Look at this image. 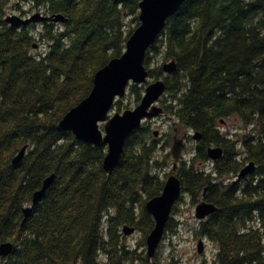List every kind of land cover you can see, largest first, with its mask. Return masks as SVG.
Masks as SVG:
<instances>
[{
  "label": "trees",
  "instance_id": "16d2710c",
  "mask_svg": "<svg viewBox=\"0 0 264 264\" xmlns=\"http://www.w3.org/2000/svg\"><path fill=\"white\" fill-rule=\"evenodd\" d=\"M19 1L66 21L13 28L5 18L15 6L26 13ZM19 1L0 0V244H15L0 264H151L146 241L155 221L146 203L163 192L171 152L159 155L145 123L108 175L107 147L89 146L58 127L90 95L96 73L125 52L133 24L139 26L141 0ZM151 53L163 63L175 60L176 72L149 67ZM146 66L149 78L164 75L167 83L162 103L175 117L167 147L175 127L202 134L177 174L194 204L219 208L194 232L218 246L216 258L204 264H264V0H187L148 51ZM144 88L132 85L130 93L140 101ZM232 116L244 129L228 142L218 122ZM26 146L23 160L13 164ZM212 146L225 155L208 171L200 165L210 160ZM248 161L256 171L230 184ZM53 174L54 183L25 219L24 209ZM174 219L167 231L174 232ZM124 225L141 232L136 247ZM169 262L181 264L174 256Z\"/></svg>",
  "mask_w": 264,
  "mask_h": 264
},
{
  "label": "water",
  "instance_id": "95a60500",
  "mask_svg": "<svg viewBox=\"0 0 264 264\" xmlns=\"http://www.w3.org/2000/svg\"><path fill=\"white\" fill-rule=\"evenodd\" d=\"M186 1L141 0L139 4L140 25L128 39L123 55L114 58L96 73L90 95L71 109L59 123V130L73 133L77 140L96 148L107 147L103 169L108 175H113L121 164L125 146L130 136L139 130L145 121H152L165 112L164 108L160 106V102L167 92V83L163 79L149 82L146 57L148 51L165 30L168 21L179 12ZM64 21L66 18L61 14L47 16L42 12H36L28 17L9 14L5 18V22L13 28ZM37 47L36 45L35 48ZM177 68L176 61L172 60L163 65V72L167 75H173ZM131 85H145V92L140 104L133 110L113 113L117 101L127 95ZM102 124L104 125L103 129L101 128ZM154 136L157 138L159 131H155ZM195 138L200 140L202 138L201 133H197ZM183 146L184 140L180 139L176 133L171 150L174 159L172 173L166 180L163 192L146 203V210L155 221V226L146 241L147 256L150 260L156 258L158 249L167 233V225L172 217L173 209L183 196L182 179L177 174ZM27 150L28 146L24 147L13 159V164H19L25 157ZM207 153L209 159L213 161H218L224 156V150L221 147H209ZM256 169L257 164L251 161L241 169L235 183L247 178ZM55 178V174L48 177L42 188L34 193L32 205L23 211L25 219L33 213L35 207L45 197ZM206 192L207 190H205L204 196ZM218 211L219 208L214 203L202 201L196 206L195 217L202 222ZM122 230L127 237L137 232L136 228L131 225H124ZM14 248L15 244L12 242L0 244V260L10 257ZM204 249L205 241L200 239L198 253L203 254Z\"/></svg>",
  "mask_w": 264,
  "mask_h": 264
},
{
  "label": "rangeland",
  "instance_id": "374dc122",
  "mask_svg": "<svg viewBox=\"0 0 264 264\" xmlns=\"http://www.w3.org/2000/svg\"><path fill=\"white\" fill-rule=\"evenodd\" d=\"M19 1V0H15ZM22 5V9L26 12L23 14L22 11L17 10V6L13 8V10H10V14H18L22 16H29V14L36 13L37 10H32V6L29 5L27 2L19 1ZM140 25V23H139ZM134 30L138 28L137 24H133ZM43 49V48H42ZM41 49V51H42ZM169 62V61H168ZM164 65L161 58L155 57L154 53H151V58L149 60L148 66L151 68H156L157 66ZM165 75V74H164ZM164 75L160 77H152L150 78V81H155L158 79H164ZM140 87V86H139ZM145 87V86H143ZM145 88L142 92V97L144 95ZM142 99V98H141ZM121 110L118 111L117 103L115 108L113 109V113L119 112L123 113L126 110H133L136 108L140 102L137 101V96L135 93H130V88L127 91V95L122 98L121 100ZM169 104V103H166ZM164 103H162V100L160 102V106H162L165 110ZM175 122V117L173 114L164 113L163 115L155 118L152 121H146L145 123H150V126L152 128V131H159V136L156 138L158 140V147H159V155L162 156L164 152L167 150L171 152V147L173 144L170 142V146L167 147V136L171 132ZM144 123V124H145ZM103 124L101 125V128L103 129ZM222 127V126H221ZM244 129V123L238 116H233L228 120V125L222 128V131L224 133L226 132H239ZM174 133V132H173ZM180 137H185L189 134H194V132L182 130L179 132ZM187 146L183 151L182 154V161L183 159L188 160L191 159L196 151L195 146L196 142L195 140H186ZM173 158V157H172ZM247 163V162H246ZM201 168H204L208 171L214 170V165L212 164V161H207L204 164L200 165ZM166 171L162 170V173H168L169 175L172 173V165L168 166L166 168ZM168 177L165 178L167 180ZM235 178L233 176L230 181H232ZM179 207L176 213H172V217L174 219V232L167 231L166 236L163 240V243L161 244L159 250H158V256L159 260L156 257L155 259L151 260V264H169V260H171V257L174 256L175 259L179 260L181 264H204V262H212L217 255L218 252V246L209 241L207 238L201 237L196 238L194 236V232L196 229H198L199 221L195 217V210L196 206L199 204H194L193 199L189 194L184 195L183 202H179ZM141 238V232L137 230V232L134 235L128 236L129 244L133 247H136L137 242ZM200 239L205 240V249L203 254L198 253V242ZM161 261V262H158Z\"/></svg>",
  "mask_w": 264,
  "mask_h": 264
},
{
  "label": "flooded vegetation",
  "instance_id": "af4514ba",
  "mask_svg": "<svg viewBox=\"0 0 264 264\" xmlns=\"http://www.w3.org/2000/svg\"><path fill=\"white\" fill-rule=\"evenodd\" d=\"M233 117V116H232ZM231 118V117H230ZM230 118H226V119H221L219 122H218V126H219V128H218V130L220 131V133L221 134H223L224 136H225V139L228 141V142H231V141H233V140H236L237 138H236V134H237V132H226V133H224L223 131H222V128L223 127H225L226 125H228V120L230 119ZM174 124H175V122H174ZM222 126V127H221ZM192 132H194V134H189V135H187V136H185V137H180V133H179V130H178V128H174V134H173V143H174V136H175V134L177 133V135H178V137L180 138V139H183L184 140V146H183V150H182V154H183V151H184V149L186 148V146H187V142H186V140L188 139V140H195V142H196V146H195V151H197L198 150V147H199V145H200V141H201V139L200 140H197L196 138H195V136H196V134L197 133H199V132H196V131H194V130H192ZM202 135V134H201ZM236 144L238 145V149H239V147L242 145V141L241 140H237L236 141ZM172 146H173V144H172ZM212 147H217V146H212ZM171 150H172V147H171ZM224 150V149H223ZM224 155H225V153H224ZM181 159H182V156H181ZM180 159V160H181ZM210 161V160H209ZM251 161H248L247 163H245V165L243 166V167H245L248 163H250ZM215 163H216V161H212V164L213 165H215ZM242 167V168H243ZM241 168V169H242ZM241 169H240V171H241ZM239 171V172H240ZM239 172L237 173V174H233V175H231L230 176V178L228 179V181L230 182V184H233V185H237V184H242L243 183V181L245 180V179H247L248 177H250V176H248L247 178H245L244 180H242V181H240V182H237V183H235V181H236V177L238 176V174H239ZM233 176H235V178L232 180V181H230V179L233 177Z\"/></svg>",
  "mask_w": 264,
  "mask_h": 264
}]
</instances>
